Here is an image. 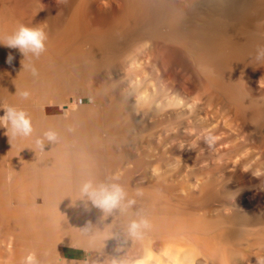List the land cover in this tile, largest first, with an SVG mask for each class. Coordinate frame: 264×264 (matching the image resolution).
Returning a JSON list of instances; mask_svg holds the SVG:
<instances>
[{
	"label": "bare ground",
	"instance_id": "6f19581e",
	"mask_svg": "<svg viewBox=\"0 0 264 264\" xmlns=\"http://www.w3.org/2000/svg\"><path fill=\"white\" fill-rule=\"evenodd\" d=\"M11 1L0 0V116L4 114L3 109L7 106L23 110L31 120L32 133L29 136L13 135L9 130L10 125L0 126V264H24L29 253L35 254L39 264H82L85 259L88 264H137L146 253H151L154 257L152 264H172L170 256L174 255H179L181 259L187 257L191 264H230L232 255L228 254L226 244L236 243L238 246L249 247L254 240L264 246V212L260 219L255 216L258 221L247 217L245 219L236 211L231 212L226 218L206 219L198 218V215L196 218L192 217L182 203L178 201L173 203L174 200L167 198L175 195H168L171 188L170 180L166 170L157 168L163 163L158 164L156 158L155 162L156 155H150L152 152L146 154L145 150L141 152L135 150L143 154H138L140 156L134 151L132 152L136 154L135 156L125 154V151H122L123 154L118 152L120 151L118 147L121 149V146L130 143L127 139L131 135L129 133L134 130L132 126L137 121V112L141 111L146 116H152L157 112L167 114L165 111L169 108L177 109L181 104L179 94L174 98L172 96V99L167 95V91L164 90L167 81L163 83L164 85L161 84L162 86L157 85L160 81L167 80L165 77L169 70L166 67L167 63L166 65L164 62L158 63L165 57L166 52H174V55L180 57L181 63H184L183 60L188 61L197 70L196 73L201 74V78L217 88L220 85L217 81L220 75L216 73L219 75L216 79L218 76L214 78L212 72L219 67L218 65L221 67L226 60H230L231 56L229 57L227 51L232 50L230 46L239 41L234 36L241 32L234 31L236 25H239L240 20L249 22L260 12V10L257 12V6L260 7L256 3L257 0L192 1L195 3L190 5V10H186L195 19L193 25L191 23L192 26L186 25L187 22L185 24L186 18L182 19L183 14L176 9L178 6L174 8L167 6L166 3L165 5L162 0L161 3L160 0L159 3L156 0L153 7L148 9L143 23L135 25L136 28L128 33L124 31V35L118 36V42L113 40L114 34L111 38L112 36L106 32L102 33L103 37L102 35L94 37L86 43L79 40L80 38L76 39V36H81L80 30L73 34L71 30L63 27V30L57 32L55 23L52 24V20L50 21L48 15L44 13L40 17V22L35 24V12L28 9L29 12L27 8H24L27 11L17 10L19 7L14 9ZM135 1L132 3H136ZM126 17L122 15V19ZM19 23L29 27H40L46 33V51L39 59L30 52L23 55L18 49L4 45L5 37L10 35ZM150 36H159L158 41L161 42L158 47L152 45V50L148 48V51L146 46L149 44L145 45L148 43L145 40ZM259 40L263 42L264 39L259 37ZM156 49L159 51L156 52ZM211 49L214 54L212 59L207 60L206 53ZM150 51L154 53L151 52L152 57L148 59ZM9 53L14 57L11 64L7 63ZM108 62H113L117 69L114 67V71L111 70L109 74L106 72L105 75L102 69ZM33 65L38 70V75L32 74ZM223 66L226 67L225 64ZM146 68H150L151 71H146ZM24 91L30 93L27 100L20 95ZM161 124L159 126L165 123ZM48 131L56 133L55 141H49L45 137L44 134ZM131 136L130 139L133 137ZM37 140H40L41 144L38 145ZM236 157L234 158L237 159ZM132 161L142 163V167L139 166L141 172L133 177L128 175L125 181V178L123 179L125 176L121 178L122 181L119 180L121 171L134 164ZM160 161L162 162V158H159ZM261 162L264 180V161L261 159ZM117 176L118 179H114ZM88 180L94 184L118 183L124 188L127 196L120 206L111 212H105L95 207L86 196L81 195L80 187ZM182 188L184 190L185 187ZM188 197L191 198L190 195ZM128 201L133 203L129 204ZM141 220H147L149 227L140 229V237L131 236L128 232L129 224ZM121 235L131 238L130 242L125 240L123 243L120 242L118 237ZM234 251L236 252L235 249ZM82 253L86 256L83 257ZM237 258L232 259L233 262L237 261ZM239 258L241 259V256ZM251 258L252 256L248 264L259 263L258 260V263L253 262L256 259ZM244 263L247 264V261Z\"/></svg>",
	"mask_w": 264,
	"mask_h": 264
},
{
	"label": "rangeland",
	"instance_id": "374dc122",
	"mask_svg": "<svg viewBox=\"0 0 264 264\" xmlns=\"http://www.w3.org/2000/svg\"><path fill=\"white\" fill-rule=\"evenodd\" d=\"M134 1L135 0H129V1L128 0H69V1L63 0V2H64L63 3L64 5H63L62 0H12L11 3H12V6L14 9L19 7V9L17 8V10L27 11L28 9H31L30 11L35 12V15H34V21H36V22H34L35 24L40 22V17L42 16V13H44L46 16L48 15L47 17L50 21L52 20L51 21V23L53 22L52 24L55 23L54 27L57 28V32H60L59 30H63V27L67 28V30H71V32L73 34L77 33L80 30L79 33H81L80 34L81 36H76V39L78 40V38H80L79 40H81L83 43H86V41H88L89 39H93L94 37L97 38L98 36H101V35H102L101 37H103V34H106V32H108L112 36L111 37L109 35L111 38H113V34H114L115 37L113 38V40L118 42V36L124 35V33H123L124 31H125V33L132 31V29L136 28L135 25H137V24L140 25L141 23H143L142 21L144 20L148 9L150 10L151 9L150 7H153L154 2L158 1V3H159V0H157V1L156 0H146V1L145 0H139V2H138V0H136L135 1L136 3H132ZM192 1L196 2L197 0H162V3H164V4L166 3L167 6H171L174 8L176 6H178V7H176V9L178 8L179 11H181V13L184 16V17H182V19L186 18L185 24L187 22L188 24H186V25H191V23L193 25V23L195 22L194 21L195 19L192 18L191 15H189V13H187L189 11H186L188 9L190 10V5H192V3H195ZM257 1L258 2H256V3L259 4L261 7L260 8L259 6H257V12H259V10H260V12L258 13L259 16L256 13V16L253 17L249 22H246L244 20H240L238 22L239 25H236V28L234 31H236L237 33H239L241 31L243 34L241 32L239 34H237L236 36L238 38L236 36H234L235 39H239V41H237L236 44L232 43L234 46H230L231 48H233L232 50L231 49L229 50V51H232L231 53L229 51H227L228 52L227 54L228 55L230 54L229 57L230 56L231 57L233 56V57L232 58L230 57V60H228L229 63H227L228 62L227 60H226V63L224 62L226 67L223 66L224 64L223 65L221 64V67L223 66V68H221L220 65H218L219 67L216 68V70H214L215 72L214 71L212 72L214 78H216V76H218L216 79H218L219 75H220V79L217 80L218 83L220 82V85H218L217 88L216 87L214 88L210 83L206 82L205 79H203V77L202 78L200 77L201 74H199L198 72L196 73L197 70L193 67L192 64H190L188 61H185V60H183L184 63H181L180 57L177 55H174L173 54L174 52H172V51L166 52L167 55L165 54V57L162 60L158 61V63L161 64L164 62V65H166V63H167L166 67L169 69V70H167V68H166V70L168 71V72L166 71L167 76H165V77H167V80L165 79V81H160L161 83L159 82V84H157V85L162 86L165 84L166 81H167L166 84L169 83V85H166V84L164 85V90L167 91L166 93L168 96H170L169 98H171V99H172V96L174 98V96H177L179 94V98H181V100H182L180 102L182 105L181 104L179 105L180 109L179 108L176 109V108L172 107L173 109L169 108L167 111H165V112H167V114L157 112V113L152 114V116L151 115L146 116L145 114H142L141 111L137 112L138 116L137 117L135 116L137 121H136V123L134 122V124H133L135 126V128H134V126H132V129H134V130L132 133H129L131 135L134 133L132 135L133 137L131 135H129L132 137V139H130L129 136L127 139L128 140L127 142L130 141V143H127L128 147H126L127 145H123L125 147L122 148L123 146H121L122 150L118 147V149L120 150L118 152L122 153V154L125 151L124 152L125 154H130V155L135 156L136 155L135 153L137 151L140 150L139 152H141V151L145 150L144 152L146 154H147V152H148V154H150L152 152L150 155H154V156L156 155L154 157L155 162H157V160H158V164L163 163V164H161L162 166L159 165L161 168L160 167H157V168H159V170H162V171L166 170L165 172H166V174L170 180L169 184L171 185L170 189H172V190L169 189L168 195H173V194L175 195V196H168V197L166 196V197L169 198L170 200L172 199V201L174 200L173 203H178V202L182 203V205L185 206L186 210L188 211L187 213L190 216L195 217V218H196V215H198V218H206V219H212V218L214 219V218H219V217L226 218V217H229L231 212L236 211V212H238L239 216L244 217L245 219L247 217V219H250V220L253 219V220L258 221L261 217V214L264 212V204H263L264 203V197H263L264 196V192H263L264 180L262 177L263 176V169H262L263 168L262 167L263 162H261V159H262V161H264L263 160L264 159V141H263L264 140L263 139L264 138V132H263L264 131L263 130L264 129V122H262V121H264V119H263V117H264V107H263L264 106V43H263L264 42V40H263L264 39L263 38L264 37V34H263L264 33V0H257ZM14 2H15V4H14ZM16 3H18L19 5H16ZM33 3L35 4V6ZM129 3H131V4H129ZM137 3H138V5L140 3L141 6L140 5L138 6ZM150 3H152V4H150ZM160 3H161V0H160ZM31 5H33V6H31ZM36 5L38 8L36 7ZM66 5L68 6V8ZM72 5H74V6H72ZM142 7H144V8H142ZM24 8H27V10ZM141 9H142V11H141ZM66 10H68V12ZM135 11L136 12L138 11V12L136 13ZM183 11H185L186 13ZM143 12H144V14H142ZM66 13L68 16L65 15ZM62 14H64L65 16H62ZM119 15H121V16H119ZM122 15L124 18L127 16L126 19H122ZM189 17H191V19ZM136 18H138V19H136ZM227 18H229V17H227ZM139 19H140V21H139ZM187 19H188V21H187ZM58 20H59L60 24H59V22H57ZM125 22H126V24H125ZM252 22H254V23L252 24ZM76 24H78V25H76ZM80 25L83 26V28H81ZM77 26H78V28H77ZM128 26H129V28H128ZM248 26H250V27H248ZM247 27H248V29H247ZM254 27H255V29H254ZM75 28H77V29L75 30ZM85 28H86V30H85ZM81 29H83V31ZM64 30L66 31V29H64ZM165 30L167 31V29H165ZM247 30H248V32H246ZM93 31H94V34H93ZM259 31L261 33H259ZM118 33H119V35H118ZM245 33H246V35H244ZM248 33H249V35H248ZM250 34H252L251 37H250ZM240 36H242V37H240ZM84 37H86L87 39ZM158 37L159 36L148 37L145 40L148 43H146L145 45L149 44L150 46L149 45L146 46L147 49L146 48L145 49L148 51H149V49L152 50L151 49L152 45H153V47L154 46L158 47L159 43L161 42V41L160 42L158 41V40H160ZM259 37L262 38L263 42H260L261 40H259ZM253 38L254 39L256 38V40L258 38L257 41H259L261 44L259 45V42H257L256 40H253ZM245 40H246V42H245ZM248 42H250V43L252 42V43L250 44ZM242 43H243V45H241ZM253 43H255V44H253ZM167 44H170V43L167 42ZM238 44H240V46H238ZM170 45H172V43ZM250 46H252V47L249 49L248 47H250ZM212 50L213 49L207 51V53H206V55H207L206 59L207 60L212 59L211 57L214 54L211 52ZM238 50H241V51H238ZM158 51L159 50H157L156 52H158ZM234 51L236 52L235 54H234ZM151 52H153V51H150V53L148 55V59H150L152 57V54L154 53L153 52L151 54ZM258 53L260 54L259 59L257 58ZM142 59L140 61L143 62ZM235 63H236V65H235ZM146 65L147 64H145V66ZM227 65H228V67H227ZM114 67L117 69V66L114 65L113 62H110V63L108 62V63H106V65H104L102 72H104V74L106 75V72L110 73V72L114 71L115 70ZM145 70L149 71V72L151 71L150 68L149 69L146 68ZM179 70H181V71H179ZM233 70H234V72H233ZM172 73H173V75H172ZM216 73H218L219 75ZM222 79H223V82H222ZM171 81H173V82L171 83ZM224 84H226V85H224ZM207 85H210L212 88L207 86ZM166 88H168V89H166ZM173 89H175V91L176 90H179V91H176L177 92L176 93L175 91L173 92ZM216 89H218V90H216ZM183 98H184V100H183ZM83 101L86 102L85 100H83ZM185 101L186 102L188 101L187 104ZM181 106H183V107H181ZM193 108H194V110H193ZM168 111H170V112H168ZM168 113H170V114H168ZM260 113L262 114L263 117L261 116ZM159 114L160 115L162 114V115L160 116ZM258 114H260V115H258ZM186 117H188V118L186 119ZM182 118H183V120H181ZM173 120L175 122H173ZM240 121H241V123H240ZM161 123L162 124L165 123V124L162 125ZM160 124L162 126H159ZM163 126H164V130H162ZM241 132L243 135L240 134ZM135 135L138 138H136ZM158 135H160L161 137ZM134 137H135V140L137 139L136 142L134 140ZM243 138L245 141L243 140ZM249 143H251V144H249ZM133 147H135V148L138 147L139 149H137V148L133 149ZM125 149H127V150H125ZM146 149H148V150H146ZM135 150H137V151L135 152ZM132 151H134L135 153L133 154ZM153 153H155V154H153ZM258 153H260V154H258ZM138 154H141V153L137 152V155ZM239 154H241V155H239ZM141 155H143V154H141ZM229 155H231V157ZM118 156H119V154H118ZM138 156H140V155H138ZM174 156L176 159L174 158ZM226 156H228V158ZM170 157H172L173 159ZM234 157H236L237 159H235ZM255 157H257V158H255ZM159 158L160 159L162 158V162L161 161L159 162ZM226 158H227V161L225 160ZM167 160H169V161H167ZM166 162H168V163H166ZM235 162H237V163H235ZM243 162H244V164H243ZM133 163L134 164H130V167L127 168L130 171V173L126 168L123 169L124 171H121L120 176H119V180L122 181L125 178L124 179V181H125L128 179L129 176L133 177V176H135V174H137V173L139 174L141 172L140 171L141 169H139V168L142 167V163L137 162V163H139L138 165H137L136 161H134ZM213 164H214V166H213ZM225 164H226V166H225ZM140 165H141V167H139ZM215 165L217 167H215ZM245 165L247 167H245ZM253 166L254 167L256 166L255 169ZM173 168H175V169H173ZM131 170H133V171L131 172ZM169 171H171V172H169ZM248 171H250V172H248ZM252 172H254V173H252ZM202 174H204V175L202 176ZM123 176H125V177H123ZM122 177H123V179H121ZM260 177H262V178H260ZM174 178H176L175 179L176 181L173 180ZM187 178L189 179V181H187ZM177 179H178V181H177ZM223 180H225V181H223ZM260 181H261V183H260ZM189 184H191V185H189ZM182 187H185L184 190ZM174 188L176 189V191ZM209 189H211V190H209ZM188 190H189V192H188ZM177 191H178V194H177ZM184 191H185L186 195L184 194ZM204 191L205 192L207 191L206 193H208V194H206ZM182 192H183V194H182ZM183 195H184V197H183ZM189 195L191 196V198L188 197ZM222 197H224V198H222ZM196 198H197V200H196ZM181 199H182V201H181ZM199 202L200 203L203 202V204L202 203H201V205L196 204ZM229 205H232V206L230 207ZM195 207H196V209H195ZM205 207H206V209H205ZM222 211H224V212H222ZM228 212H230V213H228ZM203 213H205L206 215ZM249 213L250 214L252 213V214L250 215ZM223 214H226V215H223ZM203 215H204V217H202ZM255 216L259 219H257ZM121 236L123 239L120 238ZM121 236L118 237V240L120 242L123 243V240H125L126 242H130L131 238L129 239V237H126L125 235H121ZM125 241H124V243H125ZM252 242L250 243L249 247L248 246L245 247L242 245L238 246L234 242H233L234 244L229 243L232 246H230L229 244L228 245L226 244L227 252L229 251L228 254L230 253V256L232 255V257H230L227 254L228 257H230V259L232 261V262H230V264H233L234 262H235V264H238L239 263L238 261H240L241 259L243 261L241 260L239 264H246V263H244L246 261L248 264L249 258L251 256H252L251 259H253V260L256 259L255 261L252 260L253 262H256L258 260L259 261V263L257 261L258 264H264V254H263L264 253V246L261 244L262 245V247H261L260 242L257 243L254 240ZM234 249L236 250V252L234 251ZM251 249H252V251H251ZM261 250H263V251H261ZM232 252H233V254H232ZM258 252H261V253H258ZM247 254L250 256H248ZM252 254H254V255H252ZM233 255H235L236 258L238 257L237 261L233 262V260H236V258L233 257ZM238 255L241 256V259L239 258ZM82 256L84 257V256H86V254L82 253ZM247 258H248V260H247ZM259 258L262 260H259Z\"/></svg>",
	"mask_w": 264,
	"mask_h": 264
},
{
	"label": "clouds",
	"instance_id": "9594fccd",
	"mask_svg": "<svg viewBox=\"0 0 264 264\" xmlns=\"http://www.w3.org/2000/svg\"><path fill=\"white\" fill-rule=\"evenodd\" d=\"M47 35L40 27H29L23 23H19L15 30L5 37L3 43L6 47L12 49H18L23 55L32 53L37 59L46 51ZM257 58H260L258 53ZM14 57L9 53L7 57V63L11 64ZM33 75H38V70L33 65ZM21 97L27 100L30 93L27 91L22 92ZM4 114L0 116V126L10 125V131L13 135L29 136L32 133L31 120L23 110H17L15 107L7 106L4 109ZM45 137L49 141L56 140V133L48 131ZM37 144H41L40 140H37ZM114 179H118L115 177ZM80 193L82 196H86L91 203L105 212H111L113 209L121 205L125 200L127 193L124 188L118 183H100L94 184L91 180L85 181L80 187ZM129 204L133 201H128ZM149 227L147 220H141L139 222L132 221L128 226V232L133 237H140V229ZM154 257L151 253H146L144 258L137 262V264H152ZM172 264H191V261L187 257L181 259L179 255L170 256ZM24 264H39L34 253H29L24 260ZM82 264H88L87 259L82 261Z\"/></svg>",
	"mask_w": 264,
	"mask_h": 264
}]
</instances>
